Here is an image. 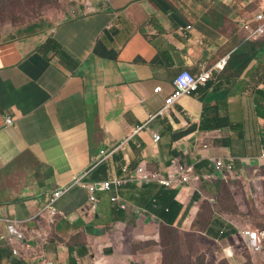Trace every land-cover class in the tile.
I'll return each instance as SVG.
<instances>
[{
  "label": "crops",
  "instance_id": "1",
  "mask_svg": "<svg viewBox=\"0 0 264 264\" xmlns=\"http://www.w3.org/2000/svg\"><path fill=\"white\" fill-rule=\"evenodd\" d=\"M55 9L51 26L35 34L0 29V264H161L170 231L211 239L206 264H236L238 239L249 264H260L264 247L250 251L240 229L264 232V38L249 41L244 28L256 27L264 0H58ZM182 70L213 77L157 115ZM205 107L242 132L201 129ZM173 157L193 177L169 187L182 204L169 224L159 201L167 187L128 178L141 162L165 169ZM214 159H231L234 173L224 177ZM82 174L127 181L98 188L95 210L73 185L53 221L34 218ZM6 219H25L14 225L20 235Z\"/></svg>",
  "mask_w": 264,
  "mask_h": 264
},
{
  "label": "built area",
  "instance_id": "2",
  "mask_svg": "<svg viewBox=\"0 0 264 264\" xmlns=\"http://www.w3.org/2000/svg\"><path fill=\"white\" fill-rule=\"evenodd\" d=\"M254 20L257 22L256 27H253L249 22L244 23V28L248 31V40L256 41L264 36V14L259 13L255 15ZM213 77L212 71H205L199 75H194L189 70H182L178 73L174 79V89L172 93L166 98L165 106L161 109L157 115H164L165 111L173 106L177 101H179L184 96L195 95L201 86H205L206 83ZM161 87L155 88V92H161ZM157 115L151 116V119ZM12 119L7 118V124H10ZM139 128V127H138ZM155 138L159 139L160 135L155 134ZM264 156V151L262 152ZM214 167L218 172L223 173L224 177L228 174H233L235 171L234 164L232 160H222L214 159ZM193 167L182 162L179 158L173 157L170 164L165 169H151L145 162L139 163L136 168L129 174L128 179H135L138 183H143L145 181H157L159 184L166 187H181L186 183L192 181ZM85 175H76L73 178V182L64 186L63 188L54 191L53 196L49 199L48 204L34 215V218L38 219L39 216L47 215L53 221V216H56V201L66 193V191L73 185H80L84 187L88 192V198L90 202V207L95 210L100 202V197L97 194L98 188L102 190H109L114 185L115 187H121L126 183L127 178L125 177H115L110 180H104L102 182H89L85 180ZM111 200L117 204L120 203L122 208H126V203L123 202L118 194L111 196ZM14 225L22 224L25 219H6ZM240 236L244 237V241L248 249L252 252H257L262 250V239L258 229L246 226L240 229ZM12 240V237L9 238ZM19 251L17 249L13 250L14 254Z\"/></svg>",
  "mask_w": 264,
  "mask_h": 264
},
{
  "label": "rangeland",
  "instance_id": "3",
  "mask_svg": "<svg viewBox=\"0 0 264 264\" xmlns=\"http://www.w3.org/2000/svg\"><path fill=\"white\" fill-rule=\"evenodd\" d=\"M22 2V5L14 4L12 9L7 10L4 8L0 10V29L7 30L8 33H16L18 36H26L28 27L39 31V28H35L36 24H40L42 20L51 22V19L55 17L53 13L56 10H61L55 9L58 5V0H47L42 7L39 6V1H36L34 4H30V2L26 0H22ZM46 6H49L51 9H45ZM1 7L2 4L0 3V9ZM72 182L73 180L71 183ZM249 212L252 216L258 217V212L256 210L250 209ZM244 219L251 221L250 216H246ZM260 224L264 225V223ZM170 233L171 231L169 235L166 234L164 238L161 239L163 241V260L161 264H178L181 261L184 263L198 264L197 258L199 255L207 257L204 250L208 249L209 251L211 249H216L215 243H213L211 239L197 236L195 233L184 231H176L173 234ZM238 242H240V244H238ZM238 242L235 241V246L240 253L236 256L235 262L236 264H242L243 261L247 260L246 264H249L250 255H248V251L244 250V243L239 239ZM262 244L264 247V240ZM176 246L179 250L178 252L174 250ZM152 248L153 247L149 249ZM262 251H257L255 253H260ZM256 259L260 264H264V259L259 257V255H257ZM219 264H228V261L223 259Z\"/></svg>",
  "mask_w": 264,
  "mask_h": 264
},
{
  "label": "trees",
  "instance_id": "4",
  "mask_svg": "<svg viewBox=\"0 0 264 264\" xmlns=\"http://www.w3.org/2000/svg\"><path fill=\"white\" fill-rule=\"evenodd\" d=\"M26 1L30 2V4H34L36 1H39V6L42 7L44 5L45 1H47V0H26ZM0 3L2 4V7L0 10H3L4 8L7 10L12 9L14 4H19V5L23 4L22 0H0ZM50 26L51 25L48 21L42 20L40 24L35 25V28H39L41 30V29H47ZM36 32H38V31H36L34 28L28 27L26 35L35 34ZM262 38H264V36ZM257 44H258V42H257ZM46 45L48 46V49H52L55 53L60 54L63 52L62 46L58 42H56L55 40H49ZM63 53L65 54V52H63ZM204 111H205V114L203 115V120H202L201 125H200L201 129L212 130V129H221V128H225V127L228 128L229 127L231 129H238V130H240V132H242V130H241L242 124L233 123L231 121L229 115H216V116H212V117H207L206 107H205ZM176 194H177V189H172V188L167 187V189L164 190L163 194H161L160 200H159V201H162L166 205L165 211H164V213H162V219L169 224H173L176 221V219L179 216V213L182 209V204L175 198ZM260 235H261V239L263 242L264 232L262 231ZM262 246H263V244H262ZM174 250L176 252L179 251L177 249V246L174 248ZM197 259H198V264H206L205 263L206 256L199 255ZM0 262H1V257H0ZM178 264H191V263H184L183 261H181Z\"/></svg>",
  "mask_w": 264,
  "mask_h": 264
},
{
  "label": "water",
  "instance_id": "5",
  "mask_svg": "<svg viewBox=\"0 0 264 264\" xmlns=\"http://www.w3.org/2000/svg\"><path fill=\"white\" fill-rule=\"evenodd\" d=\"M11 232H12L13 234H18V235L21 234L18 230H15L14 224L11 226Z\"/></svg>",
  "mask_w": 264,
  "mask_h": 264
}]
</instances>
